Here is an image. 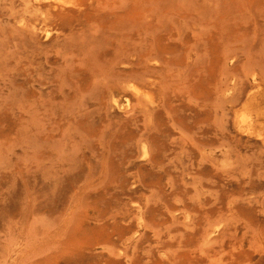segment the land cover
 Instances as JSON below:
<instances>
[{
	"label": "rangeland",
	"instance_id": "374dc122",
	"mask_svg": "<svg viewBox=\"0 0 264 264\" xmlns=\"http://www.w3.org/2000/svg\"><path fill=\"white\" fill-rule=\"evenodd\" d=\"M40 1L0 0V264H264V138L228 110L264 0Z\"/></svg>",
	"mask_w": 264,
	"mask_h": 264
},
{
	"label": "bare ground",
	"instance_id": "6f19581e",
	"mask_svg": "<svg viewBox=\"0 0 264 264\" xmlns=\"http://www.w3.org/2000/svg\"><path fill=\"white\" fill-rule=\"evenodd\" d=\"M37 1V3H40L42 1L40 0H34V2ZM28 2V1H27ZM53 2L57 3V4H68L70 1H65V0H54ZM73 3V2H72ZM76 4V3H75ZM54 6V5H53ZM33 8H36V6H34ZM40 8V7H38ZM47 8V7H46ZM45 8V9H46ZM55 8V7H54ZM59 8V6H58ZM63 8V7H62ZM62 8H59L62 10ZM76 8V7H75ZM82 8V7H81ZM34 10V9H33ZM36 10V9H35ZM34 10V11H35ZM42 10V9H41ZM55 10V9H54ZM48 11V10H46ZM39 13V10L37 11ZM42 12V11H41ZM43 13V12H42ZM45 13V12H44ZM42 15V14H41ZM49 15V14H48ZM43 16V15H42ZM50 18H51V15H50ZM48 18V19H50ZM22 21V19H20ZM35 22V21H33ZM20 23V21H19ZM23 23V21H22ZM21 23V24H22ZM26 23V22H24ZM30 23V22H29ZM28 23V25H29ZM35 24V23H33ZM29 25L27 27L30 28V26L32 27H35V25ZM19 25V24H18ZM25 25V24H24ZM22 27H23V24H22ZM39 27V30L35 32H39L40 31V25L37 26ZM36 27V28H37ZM22 29V28H21ZM43 29V28H42ZM32 32V30H31ZM44 33V36H48L50 35L49 33L51 32H54V31H50L48 28L45 30L42 31ZM41 32V33H42ZM26 33H29L26 31ZM30 34V33H29ZM43 36V37H44ZM43 39V38H42ZM195 47V46H193ZM196 50V48H194ZM149 56V55H148ZM147 56V59H149V57ZM154 57V56H153ZM231 58V57H230ZM232 59V58H231ZM145 60V59H144ZM151 60V59H150ZM154 60V59H153ZM152 60V61H153ZM146 62V60H145ZM123 64V63H121ZM110 65V64H109ZM248 65V64H247ZM130 66V65H129ZM257 66V65H255ZM136 67V66H135ZM243 67V65H242ZM245 67V66H244ZM247 67V66H246ZM253 67V66H252ZM259 67H261L259 65ZM257 68V67H256ZM262 68V67H261ZM260 68V69H261ZM243 69V68H242ZM111 70V68H110ZM166 70V69H165ZM262 70V69H261ZM143 71V70H142ZM161 71V70H160ZM101 72V71H100ZM146 72V71H145ZM144 72V73H145ZM241 72V69L239 68V73ZM150 73V72H149ZM152 73V72H151ZM231 73V72H230ZM263 73V71H262ZM138 74V73H137ZM143 75V73H141ZM238 74V73H237ZM242 73H240L241 75ZM102 75V74H101ZM107 75V74H106ZM128 75V74H127ZM142 75H140V77L142 78ZM232 75V74H231ZM239 75V74H238ZM135 76L138 78L139 75L137 76L135 74ZM163 76V75H162ZM106 77V76H105ZM235 77V76H234ZM240 77V76H238ZM103 78V76H102ZM113 78V77H112ZM132 78V76H131ZM140 78V79H141ZM145 78V77H143ZM107 79V78H105ZM117 79V78H116ZM115 79V81H116ZM122 79V78H121ZM148 79V78H147ZM234 79V78H233ZM114 80V79H113ZM142 80V79H141ZM118 81V80H117ZM129 81V80H128ZM127 81V82H128ZM159 81V79H158ZM162 81V80H161ZM103 82V81H101ZM110 82V81H109ZM124 82V81H123ZM164 82V81H163ZM160 85H162V83ZM233 82V81H232ZM106 83H107V80H106ZM126 84V82H124ZM103 84V83H101ZM150 84V83H149ZM220 85V84H219ZM119 88L122 89V87H120V85H118ZM117 86V87H118ZM122 86V85H121ZM124 86V85H123ZM127 86V88L131 91V95H134L136 96L137 98H140L141 96L144 95L145 96H148V93L146 92V89L142 88V87H139L137 86L135 83H132V82H129L128 85H125ZM125 86L123 88H125ZM146 86V85H145ZM164 86V84H163ZM107 87V86H106ZM126 88V89H127ZM103 89V88H102ZM224 91V98H225V101L226 102H231L230 100L232 99V97H230V93H232L233 91H235V88L234 86L233 87H226L224 89H221ZM222 92V91H221ZM108 94V93H107ZM150 96V95H149ZM220 97V96H219ZM127 98H125V102H127ZM136 98V99H137ZM223 99V98H222ZM113 102L114 103H117V99L115 97L112 98ZM110 100V101H112ZM220 101V100H219ZM112 102V104H113ZM143 102V100H142ZM221 102V101H220ZM223 102V101H222ZM125 104V103H123ZM123 104H121L120 106H123ZM145 104V103H144ZM223 104V103H222ZM113 106H117L113 104ZM119 106V107H120ZM145 107V106H144ZM236 105H233L231 106L230 108H228V110L235 112V115H234V119L235 120V123L237 125V130L239 131V133H244L245 135H248V136H257V137H260V138H264V131L262 132V126H263V123H264V75H262L261 73H259V70L257 71V69L255 70L254 69H249L241 75V77L237 80V109H235ZM122 108V107H121ZM148 109H146L147 111ZM154 110V109H153ZM237 110V111H236ZM145 111V112H146ZM141 112V111H140ZM148 112V111H147ZM150 113V112H149ZM152 113V112H151ZM233 116V115H232ZM235 127V126H234ZM236 128V127H235ZM232 136V135H231ZM264 140V139H263ZM139 141V140H138ZM145 141V140H144ZM261 141V140H260ZM141 143V142H140ZM261 144H263L261 142ZM148 146V145H147ZM149 147V146H148ZM147 147V149H148ZM216 148V147H215ZM214 148V149H215ZM141 149L143 151V153L145 154L146 153V146L143 144L141 146ZM196 149V148H195ZM202 149V148H201ZM218 149V148H216ZM220 149V148H219ZM218 149V150H219ZM222 149H223V146H222ZM229 149V148H228ZM150 151V150H149ZM225 152V150H224ZM239 152V151H238ZM149 153V152H148ZM199 153V151H198ZM221 153V152H220ZM164 154V153H162ZM202 155V154H201ZM222 155V154H221ZM227 154L224 153V156H226ZM144 156V155H143ZM200 156V155H199ZM236 157V156H235ZM240 157V155H239ZM216 159V158H215ZM214 159V160H215ZM225 159V158H224ZM231 161V160H230ZM227 162V160H226ZM231 164V163H230ZM226 165V164H225ZM232 165V164H231ZM235 165V164H234ZM227 166V165H226ZM238 166V165H237ZM229 167V166H228ZM227 167V169H228ZM225 168V167H224ZM229 168H232V167H229ZM221 169V168H220ZM226 169V168H225ZM224 169V170H225ZM222 171V170H221ZM214 223V222H213ZM216 223V221H215ZM214 223V224H215ZM219 223V222H218ZM217 224L214 225V228L217 229ZM206 228V227H205ZM209 228V227H207ZM205 234V233H204ZM209 234V233H208Z\"/></svg>",
	"mask_w": 264,
	"mask_h": 264
}]
</instances>
